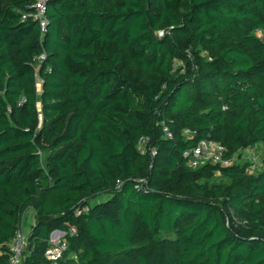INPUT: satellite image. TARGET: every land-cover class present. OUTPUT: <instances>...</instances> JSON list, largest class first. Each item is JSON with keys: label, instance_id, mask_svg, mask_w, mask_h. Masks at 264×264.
I'll return each instance as SVG.
<instances>
[{"label": "trees", "instance_id": "trees-1", "mask_svg": "<svg viewBox=\"0 0 264 264\" xmlns=\"http://www.w3.org/2000/svg\"><path fill=\"white\" fill-rule=\"evenodd\" d=\"M35 2L0 0V264L29 210L23 264H264V171L184 157L264 144V0Z\"/></svg>", "mask_w": 264, "mask_h": 264}, {"label": "built area", "instance_id": "built-area-1", "mask_svg": "<svg viewBox=\"0 0 264 264\" xmlns=\"http://www.w3.org/2000/svg\"><path fill=\"white\" fill-rule=\"evenodd\" d=\"M33 7L36 10L35 18L38 20L41 28V32L43 33L46 30V11H47V2L46 0H36ZM25 18V16H24ZM257 34L259 36L262 35L261 31H258ZM163 33H160L162 36ZM44 58V55L39 57L37 60L40 61ZM37 84L39 78V74H36ZM41 83V81H40ZM163 132L165 133L166 138H171L172 133L167 125H163ZM187 135H190L191 132L189 130L186 131ZM147 139L142 138L139 143V149H145V143ZM153 155L155 151L152 150ZM184 157L188 161V166L196 169L206 165L213 166H221L228 167L234 164L236 161V157L230 158L227 156V148L216 141L213 140H202L199 144L193 148H189L185 151ZM89 211V208L85 209ZM82 213L81 210H78L77 215ZM72 232H75V229H72ZM30 233L26 232L23 226L18 229L10 244V260L9 264H23L28 254V240ZM66 233L63 231H55L50 238V247L46 251V257L51 262V264H58L59 261L63 258L64 253L68 249V244L64 239Z\"/></svg>", "mask_w": 264, "mask_h": 264}, {"label": "rangeland", "instance_id": "rangeland-1", "mask_svg": "<svg viewBox=\"0 0 264 264\" xmlns=\"http://www.w3.org/2000/svg\"><path fill=\"white\" fill-rule=\"evenodd\" d=\"M40 87L41 83L40 80H38V88L40 89ZM38 106L40 110V104ZM238 161L242 165H247L249 171L253 174L264 171V144L261 143L253 148L242 151V153L236 158V162Z\"/></svg>", "mask_w": 264, "mask_h": 264}, {"label": "crops", "instance_id": "crops-1", "mask_svg": "<svg viewBox=\"0 0 264 264\" xmlns=\"http://www.w3.org/2000/svg\"><path fill=\"white\" fill-rule=\"evenodd\" d=\"M35 224H36L35 212L33 210L27 211L23 218V223H22L23 228L26 229V232L30 233L32 227Z\"/></svg>", "mask_w": 264, "mask_h": 264}]
</instances>
